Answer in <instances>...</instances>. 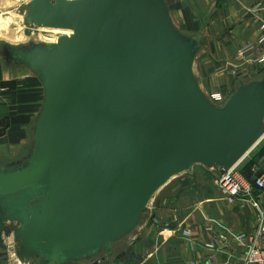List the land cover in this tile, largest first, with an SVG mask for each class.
Here are the masks:
<instances>
[{
    "label": "water",
    "instance_id": "obj_1",
    "mask_svg": "<svg viewBox=\"0 0 264 264\" xmlns=\"http://www.w3.org/2000/svg\"><path fill=\"white\" fill-rule=\"evenodd\" d=\"M26 20L73 34L0 44L45 96L28 155L0 163V264L11 237L33 264H99L172 180L232 169L260 143L264 79L214 104L194 71L202 42L176 26L168 0H33Z\"/></svg>",
    "mask_w": 264,
    "mask_h": 264
},
{
    "label": "crops",
    "instance_id": "obj_2",
    "mask_svg": "<svg viewBox=\"0 0 264 264\" xmlns=\"http://www.w3.org/2000/svg\"><path fill=\"white\" fill-rule=\"evenodd\" d=\"M170 9L176 26L202 42L194 71L204 80L213 71L222 81L227 77L223 70L233 64L237 50L264 36L260 29L264 0H172ZM251 72H247L250 78L254 77ZM44 97L37 76L27 68L7 66L0 54V163L12 164L28 155ZM238 168L241 171V163ZM259 168L255 166L251 180ZM210 181L211 188L203 187L198 192L195 188L199 181L190 175L166 189L170 195L160 196L153 209L149 205L145 221L125 244L129 246L128 254L106 257L99 264H245L247 248L237 243L236 236L257 232L261 222L257 209L243 201L229 203L214 178ZM255 197L264 206V191H257ZM206 227H212L213 232H207ZM186 230L192 233L193 246L183 237ZM216 237L227 239V244L208 249Z\"/></svg>",
    "mask_w": 264,
    "mask_h": 264
},
{
    "label": "built area",
    "instance_id": "obj_3",
    "mask_svg": "<svg viewBox=\"0 0 264 264\" xmlns=\"http://www.w3.org/2000/svg\"><path fill=\"white\" fill-rule=\"evenodd\" d=\"M264 31V23L261 28ZM264 36L255 42H250L241 46L234 57V62L229 68L223 70L224 74L233 80L245 78L249 69L253 67L264 66ZM233 88V87H232ZM231 87H224L220 84L217 88H209L206 91L209 99L216 105L225 104L231 94ZM264 137V135H263ZM239 165L232 169L225 170L221 168L207 169L215 173L214 182L219 191L226 200L234 204L237 201H243L255 209L259 214L260 224L257 232L253 235L240 233L236 236L239 245L247 248L244 253L245 264H264V206L261 201L255 197L257 191H264V163L256 170V174L263 169V173L255 181L250 180L239 170ZM255 174V175H256ZM207 232H213L212 227H206ZM192 233L188 230L183 231V237L186 238L189 245L193 246L191 241ZM227 244V239L216 237L214 244L207 245L208 249H214L217 246L222 247Z\"/></svg>",
    "mask_w": 264,
    "mask_h": 264
},
{
    "label": "rangeland",
    "instance_id": "obj_4",
    "mask_svg": "<svg viewBox=\"0 0 264 264\" xmlns=\"http://www.w3.org/2000/svg\"><path fill=\"white\" fill-rule=\"evenodd\" d=\"M168 1L169 4H171L172 0H168ZM27 2H28L27 0H0V44L3 43H9L12 45L31 44V43L40 44L47 38L49 39L60 38V36L45 33L43 31V29L45 28L43 27L37 28L27 22L26 13H27V6L29 4ZM14 21L19 22L20 25L23 27L22 34L20 33L19 26H17V24ZM175 21L176 23H178L177 19ZM11 24L12 26H10ZM251 70H252L251 73L254 75V77L250 78L248 77L249 74H247L244 80L241 78L238 80H233L232 78H229L227 76L224 77V79L222 77L221 78L222 81L219 82L218 77L214 74L215 72L210 71L209 75H211V77L208 76L207 79L205 78L204 80L202 79V77L199 76L200 79L199 81L201 83V87L205 92L207 91V89L204 88L203 86L210 84L209 88H217V85L220 84L221 87L222 86L224 87L229 86L231 88L233 87L231 90V94H232L236 89L235 86H233L234 81L238 82L243 80L245 83H249L255 80L264 79V66H259L256 68L253 67ZM263 163H264V140L260 144H258V146L250 154H248V156L243 160V162H241V172H245L246 174L250 175L253 172L255 166H258L259 164L261 165ZM215 173H212L206 168L201 166L193 167L191 173L188 172L179 177H176V179L172 180L169 183V185H167L161 191L158 192V195H156L157 196L156 199L154 200L153 203L150 204L152 206V209L156 204L157 199L160 198V196H162L163 194H167V196L170 195L169 193H167V190H169L170 187L175 186L176 184L181 182V180L184 179L185 177L187 176L190 177V175H192V178L194 177L196 181L197 180L199 181V185L195 188L199 192V190H201L203 187L208 188V186L210 185L209 182L211 183L210 180H213ZM197 197L198 199H201V191ZM144 217H146V215ZM136 232L137 229L135 230L134 234ZM131 238L125 240L121 244L122 245L127 244V242ZM6 243L8 246V261L3 264H33L34 263L30 258H20L17 255L18 251L20 250V243L16 242L14 237H11L10 239L7 238ZM115 247L118 248L116 249V251H114L113 255H109L106 252H104L102 256L105 258L107 257L108 259H113L115 257H122L124 255H127L129 252L128 245L127 246L125 245V247L122 246L121 248L119 247V245H116Z\"/></svg>",
    "mask_w": 264,
    "mask_h": 264
},
{
    "label": "bare ground",
    "instance_id": "obj_5",
    "mask_svg": "<svg viewBox=\"0 0 264 264\" xmlns=\"http://www.w3.org/2000/svg\"><path fill=\"white\" fill-rule=\"evenodd\" d=\"M27 1H28L27 3H30V2L33 1V0H27ZM21 21H23V20H21ZM7 22H9V21H7ZM14 22L17 24V26H19L20 33L22 34V33H23V27L20 25L19 22H17V21H14ZM10 26H12V24H11ZM24 29H25V28H24ZM43 31H44L45 33L53 34V35L60 36V37H63V36H71V35L73 34V32L70 31V30H61V29H49V28H45V29H43ZM58 39H59V38H55V39H52V38L49 39V38H47V39H45L42 43H44V44H56V43L58 42ZM263 140H264V137H262L260 143H261ZM260 143H259V144H260ZM256 147H257V146H256ZM242 162H243V161H242Z\"/></svg>",
    "mask_w": 264,
    "mask_h": 264
},
{
    "label": "trees",
    "instance_id": "obj_6",
    "mask_svg": "<svg viewBox=\"0 0 264 264\" xmlns=\"http://www.w3.org/2000/svg\"><path fill=\"white\" fill-rule=\"evenodd\" d=\"M262 165V164H261ZM260 164H259V166H261ZM242 173H244L245 174V176L247 177V178H249L250 180L252 179V174H250V175H248V174H246L245 172H242Z\"/></svg>",
    "mask_w": 264,
    "mask_h": 264
}]
</instances>
